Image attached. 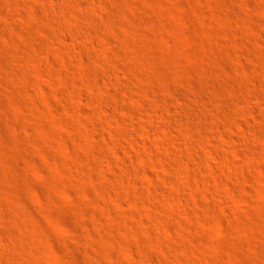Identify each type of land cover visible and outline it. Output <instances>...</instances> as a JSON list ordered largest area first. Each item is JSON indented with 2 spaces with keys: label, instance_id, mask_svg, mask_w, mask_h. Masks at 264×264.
<instances>
[{
  "label": "rangeland",
  "instance_id": "374dc122",
  "mask_svg": "<svg viewBox=\"0 0 264 264\" xmlns=\"http://www.w3.org/2000/svg\"><path fill=\"white\" fill-rule=\"evenodd\" d=\"M0 264H264V0H0Z\"/></svg>",
  "mask_w": 264,
  "mask_h": 264
}]
</instances>
